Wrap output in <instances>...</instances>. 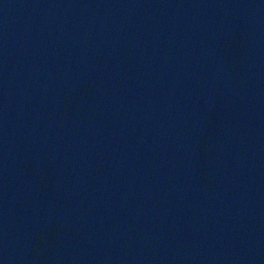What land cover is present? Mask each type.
<instances>
[{"label": "water", "instance_id": "obj_1", "mask_svg": "<svg viewBox=\"0 0 264 264\" xmlns=\"http://www.w3.org/2000/svg\"><path fill=\"white\" fill-rule=\"evenodd\" d=\"M0 264H264V0H0Z\"/></svg>", "mask_w": 264, "mask_h": 264}]
</instances>
